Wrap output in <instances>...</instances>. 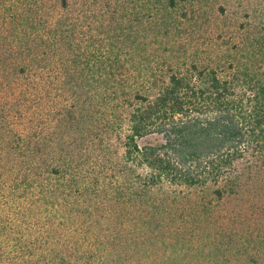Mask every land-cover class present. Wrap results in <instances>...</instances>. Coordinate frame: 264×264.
Returning <instances> with one entry per match:
<instances>
[{
    "label": "trees",
    "instance_id": "16d2710c",
    "mask_svg": "<svg viewBox=\"0 0 264 264\" xmlns=\"http://www.w3.org/2000/svg\"><path fill=\"white\" fill-rule=\"evenodd\" d=\"M91 8L59 0L57 138L0 139V264H264V73L127 63Z\"/></svg>",
    "mask_w": 264,
    "mask_h": 264
},
{
    "label": "rangeland",
    "instance_id": "374dc122",
    "mask_svg": "<svg viewBox=\"0 0 264 264\" xmlns=\"http://www.w3.org/2000/svg\"><path fill=\"white\" fill-rule=\"evenodd\" d=\"M79 1L107 18L115 14L121 26H132L141 37L133 49L138 53L123 55L127 63L159 68L198 60L218 66L228 78L244 65L264 73V0ZM58 14L59 0H0V139L14 143L57 138L65 97L47 76L49 62L56 59L49 44ZM26 66L29 70L23 73ZM122 141L116 136L113 140L119 154ZM92 149L88 171L93 167Z\"/></svg>",
    "mask_w": 264,
    "mask_h": 264
}]
</instances>
